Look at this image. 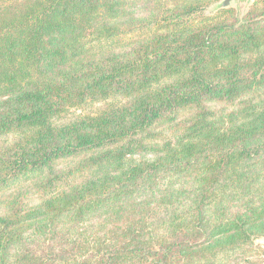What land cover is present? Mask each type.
I'll return each mask as SVG.
<instances>
[{
  "label": "trees",
  "instance_id": "trees-1",
  "mask_svg": "<svg viewBox=\"0 0 264 264\" xmlns=\"http://www.w3.org/2000/svg\"><path fill=\"white\" fill-rule=\"evenodd\" d=\"M218 1L0 0V264H248L264 0Z\"/></svg>",
  "mask_w": 264,
  "mask_h": 264
},
{
  "label": "rangeland",
  "instance_id": "rangeland-1",
  "mask_svg": "<svg viewBox=\"0 0 264 264\" xmlns=\"http://www.w3.org/2000/svg\"><path fill=\"white\" fill-rule=\"evenodd\" d=\"M223 0H219L218 2H216V4H214L213 6H211V10H221V9H227V8H233L235 10L236 13L241 14L243 12H245L254 2V0H249V4L247 6H245V8H238V5L236 3H231V5L227 8H216L217 5H219ZM254 249H256L255 251H253L251 253L250 256H248L246 259V261L248 262V264H264V239H259L256 240L253 243ZM244 260V259H242Z\"/></svg>",
  "mask_w": 264,
  "mask_h": 264
},
{
  "label": "water",
  "instance_id": "water-1",
  "mask_svg": "<svg viewBox=\"0 0 264 264\" xmlns=\"http://www.w3.org/2000/svg\"><path fill=\"white\" fill-rule=\"evenodd\" d=\"M231 3H236L238 8H245L249 4V0H223L216 8H227Z\"/></svg>",
  "mask_w": 264,
  "mask_h": 264
}]
</instances>
